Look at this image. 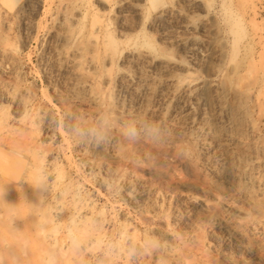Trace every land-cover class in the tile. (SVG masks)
Wrapping results in <instances>:
<instances>
[{"label":"rangeland","instance_id":"obj_1","mask_svg":"<svg viewBox=\"0 0 264 264\" xmlns=\"http://www.w3.org/2000/svg\"><path fill=\"white\" fill-rule=\"evenodd\" d=\"M0 264H264V0H0Z\"/></svg>","mask_w":264,"mask_h":264},{"label":"bare ground","instance_id":"obj_2","mask_svg":"<svg viewBox=\"0 0 264 264\" xmlns=\"http://www.w3.org/2000/svg\"><path fill=\"white\" fill-rule=\"evenodd\" d=\"M86 206H88V204H87ZM89 207H90V206H89ZM52 220L54 221V219H52ZM68 227H70V226H68ZM68 229H69V228H68ZM69 231H70V234L73 233V232H72V228H70ZM75 240H76V239H75ZM75 240H74V241H75ZM79 243H80V241H79ZM76 244H78V243H76ZM76 249H77V248H76ZM76 251H77V250H76Z\"/></svg>","mask_w":264,"mask_h":264},{"label":"clouds","instance_id":"obj_3","mask_svg":"<svg viewBox=\"0 0 264 264\" xmlns=\"http://www.w3.org/2000/svg\"><path fill=\"white\" fill-rule=\"evenodd\" d=\"M129 134H130V135H134L135 133H134V132H130Z\"/></svg>","mask_w":264,"mask_h":264}]
</instances>
